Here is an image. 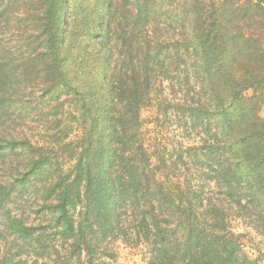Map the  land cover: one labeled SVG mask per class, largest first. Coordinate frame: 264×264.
<instances>
[{
	"label": "trees",
	"instance_id": "1",
	"mask_svg": "<svg viewBox=\"0 0 264 264\" xmlns=\"http://www.w3.org/2000/svg\"><path fill=\"white\" fill-rule=\"evenodd\" d=\"M15 88L52 104L45 140L18 127L0 136V156L24 158L0 200L32 178L45 193L60 245L33 242L42 264L80 263L128 207L151 247L146 264H241L224 201L264 236V0H0L1 127L26 109ZM145 108L197 134L179 144L177 165L163 161L168 175L152 164ZM4 217L20 238L37 236ZM0 264L40 263L0 248Z\"/></svg>",
	"mask_w": 264,
	"mask_h": 264
},
{
	"label": "rangeland",
	"instance_id": "2",
	"mask_svg": "<svg viewBox=\"0 0 264 264\" xmlns=\"http://www.w3.org/2000/svg\"><path fill=\"white\" fill-rule=\"evenodd\" d=\"M244 1V0H242ZM249 25L253 30L256 28L253 22H249ZM189 63V62H188ZM183 75L191 74L192 71L180 69ZM17 95L18 99L23 96V104L21 107H26L22 112H16L8 119V122L4 126H0V136L10 133L12 129L18 127V131H22V136L34 137V139L45 140L46 134L44 130H51L52 122L50 120V107L51 103H45L48 109L45 111L37 104L36 92L33 94L31 90H24L15 88L13 91ZM252 90H246L244 96L249 98L252 96ZM20 107V108H21ZM22 110V109H19ZM66 112V108L63 110ZM69 111V110H68ZM174 115L173 113H170ZM259 115L264 119V105L259 107ZM64 121H70L69 115H63ZM141 119L144 121L147 131L146 145H148L153 152L151 158L152 164L157 166V169L163 171L164 175H168L170 166L163 167V161H176V153L178 151L179 144L185 145L191 141H197L195 132L188 131V129L181 128L183 122H177V118L169 115L167 117L161 114L160 111L155 109L145 108L141 110ZM156 119V120H155ZM49 124V125H48ZM181 125V126H180ZM183 127V126H182ZM1 129H8L3 132ZM190 133V135L188 134ZM46 137V138H45ZM21 152H16L15 155L0 156V183H6L8 177L14 173L16 168L20 171L23 170L20 166L23 164V156ZM166 154V155H165ZM20 155V156H19ZM175 165V163H173ZM71 166V161H65L66 169ZM194 167V165H191ZM182 169V168H181ZM200 180V179H199ZM40 179L32 178L29 182H24V186L21 188L17 186L16 190L10 188L6 192L12 191L11 195L2 202L0 200V248L2 255L11 257L15 260L21 261H33L38 260L42 264L43 260L35 257H31V250L34 248L33 242H41V245L48 247L58 246L60 242L54 238L52 233L53 222L51 218L45 214H42L41 200L43 195L42 188L39 184ZM215 192V191H214ZM216 193V192H215ZM218 199H224L221 196ZM155 208L158 210L157 202H154ZM222 209L227 210L229 221V227L233 233L238 237L241 243V247L237 252V256L241 261V264H264V236L259 234L251 228L250 220L243 213L236 210L228 201H224ZM230 209V210H229ZM126 215L121 216L119 221V230L115 231L112 236L104 239L100 244L96 246L89 257H82L81 262L78 264H146L149 257L151 247L140 240L143 226L138 224L140 220L136 213V210L132 207L125 209ZM162 212H157V216L162 218ZM9 214L11 217L22 218L28 225L32 224L38 227L37 236L33 240H24L18 235H15L10 229H5L6 223L4 215ZM234 215V216H233ZM140 231L139 237L137 232ZM36 235V234H35ZM89 261V262H88ZM46 264L48 261H46ZM88 262V263H87Z\"/></svg>",
	"mask_w": 264,
	"mask_h": 264
}]
</instances>
